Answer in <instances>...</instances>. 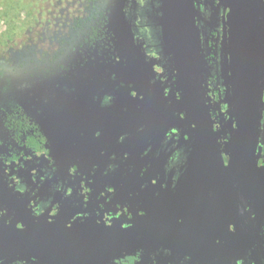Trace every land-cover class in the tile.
I'll use <instances>...</instances> for the list:
<instances>
[{"label": "flooded vegetation", "instance_id": "flooded-vegetation-1", "mask_svg": "<svg viewBox=\"0 0 264 264\" xmlns=\"http://www.w3.org/2000/svg\"><path fill=\"white\" fill-rule=\"evenodd\" d=\"M194 1L203 81L222 149L230 137L227 116L222 113L226 110L222 67L228 61L225 42L230 0ZM162 2L122 0L133 34L131 43L140 58L137 77L143 79L150 99L155 91L160 92L158 110L148 98L144 102L147 112L153 105L148 115L135 116L134 111L131 116L102 115V108L114 96L83 92V81L92 79L88 66L93 55L98 63L108 55L90 37L72 62L65 59L62 63L57 55L58 74L46 94L28 90L23 99L16 97L5 108L0 117V225L22 227L29 220L52 232L54 228L111 224L116 219L139 220L189 232L212 245H229L234 240V224L218 205V198L190 184L198 174L191 172L193 142L185 114L179 109L181 96L172 53L165 52L162 42ZM95 71L100 73L99 68ZM170 104L174 110L169 109ZM68 106L81 111L79 118L87 116L85 111L90 113L88 107L95 116H87L82 125L75 123L77 117L65 120V138L59 139L48 117ZM134 106L141 107L138 98ZM158 111L160 116L154 114ZM262 120L264 123V112ZM84 129L89 136L80 135ZM259 145L263 148L264 125ZM239 196L256 231L250 246L248 240L241 249L206 255L168 244H145L89 264H264V200L253 206L247 192L239 190ZM0 264L51 263L16 257Z\"/></svg>", "mask_w": 264, "mask_h": 264}, {"label": "water", "instance_id": "water-1", "mask_svg": "<svg viewBox=\"0 0 264 264\" xmlns=\"http://www.w3.org/2000/svg\"><path fill=\"white\" fill-rule=\"evenodd\" d=\"M162 4V42L172 53L181 96L179 109L185 114L193 142L191 172L198 173L190 184L218 198V205L234 224V240L229 245H212L189 232L139 220L116 219L111 224L54 228L52 232L29 225H0V261L34 257L51 264H89L145 244H168L215 255L241 249L248 240L250 246L256 240L239 190L248 193L253 206L264 198V175L258 166L264 125V0L229 3L228 61L222 67V100L226 104L222 113L227 116L230 134L225 153L217 139L203 81L195 1L163 0ZM118 16L130 31L122 1ZM170 108L174 110L171 104Z\"/></svg>", "mask_w": 264, "mask_h": 264}, {"label": "rangeland", "instance_id": "rangeland-1", "mask_svg": "<svg viewBox=\"0 0 264 264\" xmlns=\"http://www.w3.org/2000/svg\"><path fill=\"white\" fill-rule=\"evenodd\" d=\"M41 1L40 13L34 6L30 12L20 9L12 14L0 4V117L13 99H23L28 90L37 95L46 94L56 81L59 69L57 55L61 61L67 59L72 62L79 55V47L85 45L82 43L87 42L91 34L90 25L78 26L76 22L87 11L86 0ZM103 3L104 0L99 5ZM74 22L76 24L72 25ZM84 114L95 116L94 111H85ZM77 116H81V111L68 106L54 115L50 114L48 121L53 125L56 136L64 139V121ZM87 116L77 117L75 123L85 124ZM218 132L221 133L220 130ZM80 135L89 136V130L84 129ZM90 139L95 142L94 138ZM227 142L222 144L224 153ZM258 166L264 172V145L259 150ZM33 219L37 221L40 217ZM33 222L24 221L42 231Z\"/></svg>", "mask_w": 264, "mask_h": 264}, {"label": "trees", "instance_id": "trees-1", "mask_svg": "<svg viewBox=\"0 0 264 264\" xmlns=\"http://www.w3.org/2000/svg\"><path fill=\"white\" fill-rule=\"evenodd\" d=\"M87 11L84 15H80L77 19V25L82 26L88 24L91 27V34L88 36L92 39V43L95 47V42L101 43L103 48H106L107 58L103 63H98L96 56L93 55L92 63L89 65L91 74L89 77H92L91 80L84 83L83 92L92 93L94 96L100 95L97 93H110L113 95V101L102 108V115L107 116H131L133 111L137 112L135 116H142L153 108V105L150 106V109L144 106L145 100L150 99L149 92L144 85L143 79L138 80V73L141 71L140 58L136 54V50L132 45V30H126L125 25L122 22H119L118 11L120 10V3L122 0H104V3L100 6L99 4L103 0H86ZM1 6L6 8L8 12L14 14L15 10L23 9L24 11L33 10L34 6H37V12L41 11V0H0ZM13 16V15H12ZM74 22L72 25H75ZM130 27V26H129ZM97 51V50H96ZM170 48L168 46L165 48V52H169ZM94 53V49L92 50ZM63 63V61H62ZM94 65V66H93ZM63 67V66H62ZM68 68V67H67ZM73 68V66H71ZM100 69V73H96V69ZM71 72V75L74 72V69ZM117 79H115V76ZM137 77V81H132L133 78ZM91 82V83H90ZM136 83L134 87L133 84ZM87 84V85H85ZM132 85V86H131ZM91 88L89 91L86 89ZM155 95V96H154ZM152 96L149 101H154V106L159 109V100L160 92L155 91V94ZM139 99L141 107L137 110V107L134 106V100ZM88 107V106H87ZM90 111L88 107L87 109ZM95 110H98V108ZM140 111V113H138ZM159 115L158 113H154ZM151 122V121H149ZM250 205V201H249Z\"/></svg>", "mask_w": 264, "mask_h": 264}]
</instances>
